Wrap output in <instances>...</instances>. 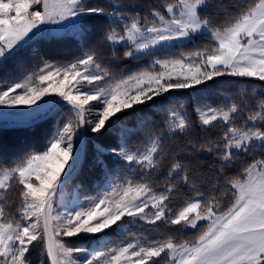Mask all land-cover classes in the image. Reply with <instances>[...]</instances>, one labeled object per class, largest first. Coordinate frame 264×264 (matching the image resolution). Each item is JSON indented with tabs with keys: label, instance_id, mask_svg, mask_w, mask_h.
Masks as SVG:
<instances>
[{
	"label": "snow or ice",
	"instance_id": "obj_1",
	"mask_svg": "<svg viewBox=\"0 0 264 264\" xmlns=\"http://www.w3.org/2000/svg\"><path fill=\"white\" fill-rule=\"evenodd\" d=\"M90 17L111 21L102 35L110 57L93 45L71 61L44 60L23 79L0 80V106L25 109L15 114L19 123L50 107L72 115L43 150L0 162V264H33L37 247L40 264H264V0H159L144 11L122 0L108 8L0 0V72L29 40L68 30L83 38ZM142 57L149 59L134 71L112 67ZM225 76L261 83L197 91L190 105L166 99ZM149 105L157 119L143 111ZM109 125L118 143H92L103 190L66 195L87 157L86 133Z\"/></svg>",
	"mask_w": 264,
	"mask_h": 264
},
{
	"label": "trees",
	"instance_id": "obj_2",
	"mask_svg": "<svg viewBox=\"0 0 264 264\" xmlns=\"http://www.w3.org/2000/svg\"><path fill=\"white\" fill-rule=\"evenodd\" d=\"M122 2L135 4L138 10L144 11L146 10V6L157 5L159 0H122ZM89 3L106 8L109 6V0H90ZM87 19V27L89 31L86 35H83V38H81V35L76 37L74 35L53 36L52 34L51 36H48L47 34L38 37L36 40L29 41L26 45L17 49L18 55L7 62V71L0 72V80L22 79L27 74L34 72L37 67L42 66L41 61L44 60L52 63L71 61L75 57L80 56L82 52L89 50L93 45H97L100 48L102 56L110 57L111 49L103 44L102 35L107 26L111 24V21L104 17H90ZM195 39L197 43H202L201 37H196ZM191 47L192 45L188 44L185 45L183 49L175 48L172 49V51L179 52L181 50L190 49ZM123 51H125L123 47L117 49V52L121 57ZM157 55H162V53H157ZM148 59V57H142L140 60L121 58L118 61L112 62V67L114 69L134 71L137 68L143 67ZM260 83L261 82L259 81L242 78L228 76L219 77L216 78L215 81L209 82L206 86L171 92L167 95L166 99L174 98L183 101L186 105H190L191 101L189 100V97L194 96L197 91L207 93L208 90H226L231 93L235 92L236 89L244 84L255 85ZM211 99L214 102L216 101L215 96H212ZM157 103H159V101ZM151 107L152 106L149 105L148 108L143 109V111L147 113L150 118L157 119V115L149 111ZM69 118H72L71 113L66 107L62 106L57 107L56 111L48 119L26 127L5 125L4 123L6 122H0V162L11 163L31 151L43 150L48 139L56 133V131L60 129ZM120 119L125 120V117L121 116ZM242 119L243 116L238 117L237 122L239 123ZM126 126L129 128L136 126L132 114H130L129 118L126 120ZM86 135L90 141L87 157L83 159L77 175L69 184H67L68 187L76 186V188L77 185H79L80 187L77 188V192H79L81 196L92 195L100 188L105 180L101 166L93 163L92 143H98L107 148L114 147L118 143L117 135L113 132L111 125H109L108 129L104 130L100 135L91 134L90 132H87ZM138 139L139 137H135L133 143ZM182 142V138H177L174 146H179ZM103 159L109 167H116V165L112 164L113 157L105 155ZM233 171H235V169H233ZM212 175L211 172L208 173L209 177H212ZM205 187H207V185H205ZM220 191H223V189ZM229 199L230 197L224 199L225 205H227ZM181 203V200H176L174 201L173 206L179 207ZM192 232H194V230H190L189 234ZM65 242L71 247L81 245L92 246V241L87 238H65ZM31 258L33 264H40V247H37L32 251Z\"/></svg>",
	"mask_w": 264,
	"mask_h": 264
},
{
	"label": "rangeland",
	"instance_id": "obj_3",
	"mask_svg": "<svg viewBox=\"0 0 264 264\" xmlns=\"http://www.w3.org/2000/svg\"><path fill=\"white\" fill-rule=\"evenodd\" d=\"M90 1V0H89ZM48 27H57V26H52V25H50V26H48ZM47 35V34H46ZM53 36H65V35H74V36H76V37H79L81 34L80 33H73L71 30H68V31H66V32H61V33H59V34H52ZM28 75V74H27ZM26 75V76H27ZM25 76V77H26ZM23 79V78H22ZM33 108L35 107V106H32ZM53 107H50L48 110H46V111H44V112H42V113H40L39 115H37V117H39V116H42V115H44L45 114V112H48L49 110H51ZM23 111H25V109L23 108V107H20V108H15V109H9V108H5V107H3V106H0V112H6V113H12L13 115H10L8 118H6V119H4V118H0V122H15V121H18V119H19V117L17 116V115H15L16 113H19V112H23ZM36 117V118H37ZM69 119H71V118H69ZM68 119V120H69ZM68 120L67 121H65V123H67L68 122ZM65 123L60 127V129H63V127H64V125H65ZM90 132V131H89ZM103 190V188L102 187H100L95 193H93L92 195H87V196H95V195H97V193H98V191H102ZM74 192H76V193H78L79 194V192H77V188H76V186H74V187H72V186H67L66 187V189H65V194L66 195H70V194H73ZM80 195V194H79ZM81 196V195H80ZM84 196H81V198H83ZM66 243V242H65ZM70 246V245H69ZM40 251H41V248H40Z\"/></svg>",
	"mask_w": 264,
	"mask_h": 264
},
{
	"label": "water",
	"instance_id": "obj_4",
	"mask_svg": "<svg viewBox=\"0 0 264 264\" xmlns=\"http://www.w3.org/2000/svg\"><path fill=\"white\" fill-rule=\"evenodd\" d=\"M48 36H51V34H48ZM40 37H42V36H40ZM37 38H38V37H37ZM37 38L32 39V40H36ZM29 41H31V40H29ZM29 41H27L24 45H26ZM24 45H22V46H24ZM22 46H21V47H22ZM56 108H57V107H53L51 110H49V111H48L47 113H45L44 115L35 118L30 124L19 123L18 121H15V122H6V123H4V124H5V125H14V126H24V127L29 126V125H33V124H36V123H38V122H41V121H44V120L48 119V118H49L51 115H53V113L56 111ZM83 159H84V158H82V161H83ZM81 164H82V162H81ZM80 167H81V165L78 166V168H77V172L73 174V177H72V179L70 180V182H71V181L74 179V177L77 175V173H78ZM70 182H69V183H70ZM69 183H68V184H69Z\"/></svg>",
	"mask_w": 264,
	"mask_h": 264
}]
</instances>
